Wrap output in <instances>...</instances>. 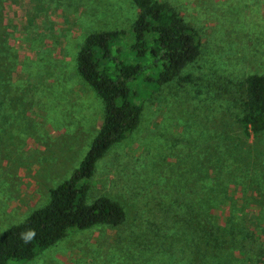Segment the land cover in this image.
Returning a JSON list of instances; mask_svg holds the SVG:
<instances>
[{
  "label": "rangeland",
  "instance_id": "1",
  "mask_svg": "<svg viewBox=\"0 0 264 264\" xmlns=\"http://www.w3.org/2000/svg\"><path fill=\"white\" fill-rule=\"evenodd\" d=\"M156 1L198 31L200 53L139 97L138 127L96 164L87 203L117 202L124 224L69 229L10 264H216L187 244L203 216L234 228L223 264H264V132L246 141L237 125L242 83L264 76V0ZM136 14L131 0H0V236L48 203L100 129L103 103L76 72L83 40L123 31L127 52Z\"/></svg>",
  "mask_w": 264,
  "mask_h": 264
},
{
  "label": "trees",
  "instance_id": "2",
  "mask_svg": "<svg viewBox=\"0 0 264 264\" xmlns=\"http://www.w3.org/2000/svg\"><path fill=\"white\" fill-rule=\"evenodd\" d=\"M131 3L137 14L127 52L119 48L123 31H102L88 35L76 55L78 76L103 103L97 135L71 177L49 190L48 203L2 233L0 264L32 260L62 239L69 229L124 224L125 212L117 202L100 196L87 203L96 164L138 127L143 105L139 97L156 93L178 78L197 59L201 45L198 31L168 4L156 0H131ZM3 80L8 81L7 77ZM133 84L138 88L132 89ZM242 90L237 125L239 136L247 141L264 132V76H248ZM193 227H197L193 230L194 238H188L187 244L216 264L225 263L234 228L232 231L226 228L217 216L198 218Z\"/></svg>",
  "mask_w": 264,
  "mask_h": 264
}]
</instances>
